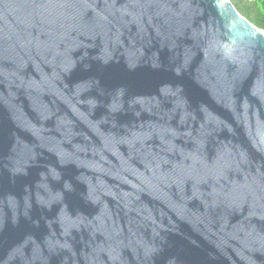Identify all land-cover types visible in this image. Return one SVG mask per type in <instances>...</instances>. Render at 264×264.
Instances as JSON below:
<instances>
[{
	"label": "water",
	"instance_id": "95a60500",
	"mask_svg": "<svg viewBox=\"0 0 264 264\" xmlns=\"http://www.w3.org/2000/svg\"><path fill=\"white\" fill-rule=\"evenodd\" d=\"M163 7L168 31L65 33L0 75V264H264V33L231 0ZM23 10L0 12L4 37ZM194 132L255 199L213 205L158 162Z\"/></svg>",
	"mask_w": 264,
	"mask_h": 264
},
{
	"label": "snow or ice",
	"instance_id": "6c2138e0",
	"mask_svg": "<svg viewBox=\"0 0 264 264\" xmlns=\"http://www.w3.org/2000/svg\"><path fill=\"white\" fill-rule=\"evenodd\" d=\"M10 0H0V12ZM24 6L23 15L13 18L15 31L4 37L0 30V75L5 71L19 72L25 58H40L39 52L48 45L56 48L66 47L63 34L85 39L105 30L109 35L119 27L141 26L150 31L161 32L170 29L169 20L176 9L163 7L169 0H103V7L89 10L88 5L95 0H16ZM15 52L10 59L7 49ZM13 65L11 69L8 65ZM168 139V137H165ZM192 147L187 151L163 145L156 154L158 162L175 174L182 175L194 187L202 186L207 201L216 206L228 207L239 198L255 199L250 174L237 171L230 159L218 155L214 159H203L201 136L199 132L189 135ZM177 154L179 158H177ZM235 173V174H234ZM242 177V179H240ZM82 223V222H79ZM77 221L66 218L65 230L79 226ZM58 243V238L53 237ZM109 245L114 243L104 239Z\"/></svg>",
	"mask_w": 264,
	"mask_h": 264
},
{
	"label": "trees",
	"instance_id": "16d2710c",
	"mask_svg": "<svg viewBox=\"0 0 264 264\" xmlns=\"http://www.w3.org/2000/svg\"><path fill=\"white\" fill-rule=\"evenodd\" d=\"M239 12L252 23H264V0H231Z\"/></svg>",
	"mask_w": 264,
	"mask_h": 264
},
{
	"label": "clouds",
	"instance_id": "9594fccd",
	"mask_svg": "<svg viewBox=\"0 0 264 264\" xmlns=\"http://www.w3.org/2000/svg\"><path fill=\"white\" fill-rule=\"evenodd\" d=\"M252 26H253V28H255L256 31H258L260 33H264V23L259 24V25L253 24ZM225 54L231 55V50L230 49L226 50Z\"/></svg>",
	"mask_w": 264,
	"mask_h": 264
},
{
	"label": "built area",
	"instance_id": "2783aa9c",
	"mask_svg": "<svg viewBox=\"0 0 264 264\" xmlns=\"http://www.w3.org/2000/svg\"><path fill=\"white\" fill-rule=\"evenodd\" d=\"M248 1H254V0H248Z\"/></svg>",
	"mask_w": 264,
	"mask_h": 264
}]
</instances>
